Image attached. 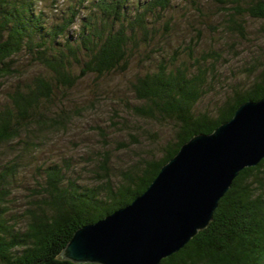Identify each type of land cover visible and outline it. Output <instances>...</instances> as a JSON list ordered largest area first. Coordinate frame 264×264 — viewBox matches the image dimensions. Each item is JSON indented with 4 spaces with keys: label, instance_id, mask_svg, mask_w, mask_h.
Returning a JSON list of instances; mask_svg holds the SVG:
<instances>
[{
    "label": "trees",
    "instance_id": "1",
    "mask_svg": "<svg viewBox=\"0 0 264 264\" xmlns=\"http://www.w3.org/2000/svg\"><path fill=\"white\" fill-rule=\"evenodd\" d=\"M61 1L0 0V91L15 79L0 104V152L12 150L6 160L0 155V264H98L62 257L75 231L131 203L185 142L213 132L242 103L264 97V57L247 82L205 107L213 71L207 63L162 55L154 66L161 31L154 22L173 0ZM215 2L240 33L245 16L264 19V0ZM137 59L146 70L131 82L135 102L126 105L169 135L156 132L149 159L137 160L119 180L108 156L98 165L100 183L92 185L67 176L69 164L39 166L29 204L18 207L15 189L26 159L36 158L42 135L67 124L63 105L71 90L88 75L126 72ZM159 264H264V158L239 172L210 224Z\"/></svg>",
    "mask_w": 264,
    "mask_h": 264
},
{
    "label": "rangeland",
    "instance_id": "2",
    "mask_svg": "<svg viewBox=\"0 0 264 264\" xmlns=\"http://www.w3.org/2000/svg\"><path fill=\"white\" fill-rule=\"evenodd\" d=\"M48 11L51 12L49 7ZM228 18L215 0H173L164 18L157 17L154 22L161 30L152 48L158 50L152 61L154 66L163 55L178 63L198 58L213 70L202 107L211 106L232 86L247 82L257 58L264 57V19L245 16V31L240 33L232 30ZM145 70H140L137 59L126 72L101 79L88 75L71 90L63 105L70 114L67 124L45 132L37 153H33L36 158L26 159L15 189L18 207L29 204L39 166L44 168L54 161L69 164L67 176L92 185L100 183L96 172L104 156L110 158L111 174L116 180L137 160L149 159L156 132L160 138L168 136L169 131L132 114L126 105L127 100L135 102L131 82ZM14 81L6 79L7 85L0 91V104L5 100L4 88ZM0 155L6 160L12 156V150L5 147Z\"/></svg>",
    "mask_w": 264,
    "mask_h": 264
},
{
    "label": "water",
    "instance_id": "3",
    "mask_svg": "<svg viewBox=\"0 0 264 264\" xmlns=\"http://www.w3.org/2000/svg\"><path fill=\"white\" fill-rule=\"evenodd\" d=\"M264 158V97L242 103L211 133L185 142L131 203L78 228L62 257L98 264H159L213 219L241 170Z\"/></svg>",
    "mask_w": 264,
    "mask_h": 264
}]
</instances>
